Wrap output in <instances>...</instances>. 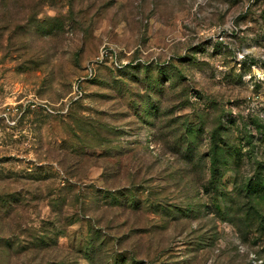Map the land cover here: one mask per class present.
I'll list each match as a JSON object with an SVG mask.
<instances>
[{
    "label": "rangeland",
    "instance_id": "1",
    "mask_svg": "<svg viewBox=\"0 0 264 264\" xmlns=\"http://www.w3.org/2000/svg\"><path fill=\"white\" fill-rule=\"evenodd\" d=\"M0 264H264V0H0Z\"/></svg>",
    "mask_w": 264,
    "mask_h": 264
}]
</instances>
